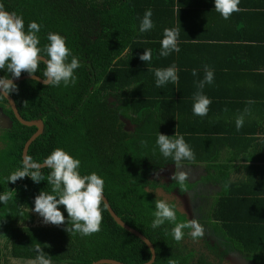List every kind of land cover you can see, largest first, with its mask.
<instances>
[{
    "label": "trees",
    "instance_id": "1",
    "mask_svg": "<svg viewBox=\"0 0 264 264\" xmlns=\"http://www.w3.org/2000/svg\"><path fill=\"white\" fill-rule=\"evenodd\" d=\"M160 1L0 0L6 11L23 17L25 32L32 21L40 25L37 36L42 56L46 55L43 49L49 43L48 34L58 33L66 38L71 54L81 64L74 71V85L70 83L65 87L61 83L58 87L46 86L33 79L15 83L18 92L10 95L22 118L27 121L42 119L45 123L44 133L30 146L28 156L43 162L59 147L80 160L81 175L97 173L104 180L103 194L115 213L153 243L157 255L154 264H211L204 257H200L197 263L192 260L193 252L185 244L187 239L193 238L189 233L191 229H184L183 239L176 241L172 235L173 223L166 221L157 228L152 227L157 197L151 190L155 184L150 180V174L164 162L173 161L160 152L156 144L157 136L161 133L175 139V133L182 135L195 155L194 160L183 161L193 165L204 163L207 179L224 188L214 198L208 217L215 230L224 232L226 239L242 254L255 263L264 264V180L250 177L243 184L230 183L225 188L229 181L225 173L229 170L215 161L217 152L206 149L210 140L201 136L204 126L199 129L195 123L197 129L192 133L185 129L188 123L182 119L183 115L178 117L180 119L176 118L175 110L181 104L175 106L174 99L182 85L169 82L156 86L153 69L169 67L189 56V52L182 51L184 43L178 45V53L160 56L163 37L156 34L162 31V27L158 26L156 31L141 32L140 26H137V20L143 19L145 11H152ZM164 1L173 3L174 0ZM151 19L159 20L153 11ZM148 33L152 36L148 37ZM246 42L242 47L231 43L218 45L220 41L210 38L208 45L195 49L191 60L214 70L216 79L226 77L227 81L236 77L237 73L245 75L243 73L264 68V39L246 37ZM145 49H151L150 62L139 59ZM243 50H254L256 53L249 55ZM241 51L245 54L237 56ZM45 69L46 65L42 62L33 75L43 78ZM6 75L15 79L6 69H0V77ZM25 75L29 74L21 73V76ZM210 87L211 84L208 85ZM212 93L218 94L215 90ZM235 95L241 97L243 92L236 88L233 95L226 97L234 98ZM207 97L212 101L208 113L196 116L198 119H205L203 117L212 113H227L233 107L227 101L214 100L219 96ZM0 102L8 104L6 98H0ZM251 108L252 111L259 110L256 104ZM183 109H188L186 104ZM211 123L206 120L208 128L212 127ZM36 130V127L16 121L15 129L11 130L14 133L10 132L11 137H8L14 151V167L8 166L4 171L12 173L22 167L24 146ZM141 141L147 143L142 145ZM212 144L216 142L212 141ZM50 171L48 168L41 170L44 180L39 183L25 177L26 183L15 192L17 197L8 201V208L0 209V233L7 236L5 238L0 234V241L6 239L5 248L12 245L14 257L34 260L37 256L35 246L39 243L52 261L63 264H93L101 259L145 264L151 259L149 247L118 225L107 208L102 213L100 231L88 236L65 230L71 227V223L68 224V214L63 205L59 206L64 211L65 223L55 229L38 230L20 225L19 220L26 218L22 205L34 209V199L42 190L53 194L51 185L47 183ZM0 187L5 191L10 189L2 184L1 179ZM101 207L104 208L103 204ZM7 209L8 212H5ZM14 211L20 213L14 214ZM176 221L186 222V219L177 211ZM2 244L0 242V264H6Z\"/></svg>",
    "mask_w": 264,
    "mask_h": 264
},
{
    "label": "clouds",
    "instance_id": "2",
    "mask_svg": "<svg viewBox=\"0 0 264 264\" xmlns=\"http://www.w3.org/2000/svg\"><path fill=\"white\" fill-rule=\"evenodd\" d=\"M214 4L215 10L225 20L229 19L234 12L241 10L239 8L240 0H214ZM151 17V9L146 10L140 24L141 32L149 31L154 27ZM39 31L40 25L32 21L28 25L27 32H25L23 17L15 12L6 11L4 5L0 3V69H6L13 77L19 78L22 72H26L30 76L37 73L40 64L43 62L46 65L43 73V83L46 86L58 87L61 83L65 87L70 83L74 85L76 83L74 71L81 64L80 60L71 54L66 45V38L58 33H49L47 36L49 43L43 49L46 55L42 56V50L38 47L40 40L37 33ZM179 35V28L164 29L160 56L167 57L172 52L178 53L180 51L178 46ZM139 59L150 62L152 59L151 49H145ZM152 71L156 77L157 87L164 86L169 82L177 85L179 82L178 68L175 63L169 67L156 68ZM204 73V78L196 82L197 91L193 94V113L201 117L207 115L212 103L211 99L203 94V89L206 84H211L214 80V72L207 65L204 66ZM197 74V70L193 69L192 75L197 76ZM13 92H18V87L13 83V80L7 75L0 77V98H7ZM248 103L251 104L254 101L250 100ZM248 111L246 108L245 113ZM243 123V115L238 116L236 119L238 131ZM173 136L176 138L173 139L172 136L158 133L156 144L164 157H171L174 161L175 170L170 178L177 181L181 192H186V181L189 179V173L184 170L182 161L194 160L195 155L182 135L175 133ZM141 143L144 145L147 142L141 141ZM80 164L79 159L73 158L68 152L57 147L43 162H37L31 156L25 155L22 167L12 172L7 179L15 183L19 179L30 177L33 182L39 183L44 180L41 169H50L47 183L51 185L53 194L42 190L35 197L34 209L31 210L38 213L45 224L51 223L59 226L65 223V216L58 207V205H63L68 214V224L71 223V227H67L65 230L68 233L78 232L83 236H88L100 231V225L103 221L102 213L108 206L104 202V180L95 172L89 175H81ZM154 174L158 176L159 172ZM230 183L231 181H228L225 188ZM13 193L14 191L9 190L0 194V202L7 204L12 199ZM154 204L153 228H157L167 221L175 225L172 229V235L176 241L183 239L184 229H191L190 235L193 239L203 237L204 227L196 218L186 222L176 221L177 205L158 197ZM179 206L182 207V204ZM2 235L7 238L6 235ZM35 251L37 256L31 264H52L50 255L42 250L39 243L36 244Z\"/></svg>",
    "mask_w": 264,
    "mask_h": 264
},
{
    "label": "crops",
    "instance_id": "3",
    "mask_svg": "<svg viewBox=\"0 0 264 264\" xmlns=\"http://www.w3.org/2000/svg\"><path fill=\"white\" fill-rule=\"evenodd\" d=\"M239 8L241 9L239 12H234L229 19L225 20L215 10L214 0H174L173 3L162 0L152 8L159 20H152L154 27L151 29L156 31V28L161 26L162 31L156 34L160 37H163L165 28L176 27L180 29L179 44L188 45H184L182 51L189 52V56L188 59L175 62L178 68L179 84L182 85L180 92L177 91V96L174 99L175 106L181 104V108L178 106L175 110L176 118L183 115L182 119L188 123L185 129L192 133L197 129L195 123L199 129L204 126L203 134L200 133V135L210 140L206 149L209 148L211 151L217 152V160L215 159V161L222 168L229 170L225 174L228 175L229 181L235 184H243L242 182H247L250 177L264 180V90L258 92L264 88V68H256L250 72L244 71L243 74L246 76L237 73L236 77L233 76L228 81L226 77H219L218 79L214 77L213 81L216 83H211L210 88H208L209 84L207 87L205 86L203 93L207 96H219L214 100L227 101L233 104L232 109L227 113L217 112L212 113L211 116L203 117L212 122V127L208 128L206 120L198 119L197 115L193 113V94L197 90L192 91V89L197 88L196 82L202 80L205 73L204 66L191 59L195 49L208 45L210 38L220 41L218 45L231 43L241 47L247 44L246 37L264 39V0H240ZM141 21L137 20V26H140ZM148 34V37L152 36L150 33ZM243 51L249 55L256 53L254 50ZM243 51L237 56L244 55ZM193 69L197 70V76L192 75ZM213 72L215 71L213 70ZM236 88L243 92L241 97L236 95L234 98L226 97L228 94L233 95ZM214 90L218 94L212 93ZM250 100L254 103H248ZM183 102L188 109H183L185 105ZM253 104H256L259 110L252 111L251 105ZM246 108L249 110L247 113H245ZM240 115H243L244 123L238 131L236 119ZM212 141H215L216 144H212ZM186 164L188 165L185 166L190 168V171L193 170L196 175L191 184L207 179L208 173L204 163ZM223 190L224 188L219 186L211 200L210 209L214 198ZM261 205L263 207V204ZM3 241L6 239H2L0 242Z\"/></svg>",
    "mask_w": 264,
    "mask_h": 264
},
{
    "label": "flooded vegetation",
    "instance_id": "4",
    "mask_svg": "<svg viewBox=\"0 0 264 264\" xmlns=\"http://www.w3.org/2000/svg\"><path fill=\"white\" fill-rule=\"evenodd\" d=\"M7 102H8V100H7ZM10 110H12V114L10 113ZM37 120H42V119H37ZM16 121H18L20 124H22L17 119V117H16L12 107L10 106L9 102H8V104H1V102H0V179H1L2 184H6L10 188V189H6V191H5L2 187H0V194H3L4 192H7L9 190L14 191L13 200H14V197H17V195L15 193L16 190L19 188H22L23 185L26 183V180H24V178H22L20 181H17L16 183H12V182L8 181L7 178L10 176L11 173L4 171L5 169L8 168V166L14 167V161H13L14 160V151L11 149V146L9 145L10 142H8V141H10V140L8 139V137L9 136L11 137L10 132L14 133V131H11V130L13 129V127L15 129ZM43 123H44V121H43ZM22 125H24V124H22ZM127 125L131 126L130 123H128ZM44 130H45V123H44ZM37 131H38V129L36 130V132ZM43 133H44V131H43ZM23 151H24V149H23ZM22 158H23V154H22ZM182 164L184 165V170L188 171V173H189V179L186 181V184L191 186L190 188H187L186 192H181L180 186L177 183V181L172 180L170 178L173 171L175 170L174 161H172V162L166 161L161 166H157L151 172L150 180L152 182H154L153 184H155L154 188L151 190L156 195V197L167 199L170 203L177 205V209H179V205H180L179 200L180 199L186 200V195H188L187 194L188 192H190L192 190H194V192H197L195 195V198H197L200 202L199 207L197 208L199 217L196 215L195 216L189 215L187 212H186V214H182L184 216V218L186 219V221L189 219H192L191 217H195L198 220V222L205 227L203 237H198L195 239L189 238L185 241V244L189 245V247H188L189 250H191L193 252V259L192 260L197 263L198 259L200 257H204V258H207L208 262H210L211 264H242L239 261V258L241 256L242 259L249 262V264H252V263L256 264L247 255H243L234 246V244H232L231 242H228L225 235L221 231L215 230L214 225L212 224V222L208 218L209 213H210L211 200L217 191L216 187L218 185L213 180H208V179L203 180L201 182L198 181L199 183L197 182V183L191 184L193 182V180L195 179L196 175L193 173L194 172L193 170L190 171V168L186 167L188 164H186L184 162H182ZM43 169H45V168H43ZM155 172H159V175L158 176L155 175L154 174ZM159 189H163L165 191V193H163L164 194L163 196H159L157 194ZM6 205L7 204L0 202V209L4 210V209L8 208V207H6ZM58 207L61 211L62 207L59 205H58ZM21 208H23L25 210L26 218H25V220H19L20 225H29L31 228H36L38 230L40 228H42V229L54 228L55 229V228L60 226V225L56 226V225H53L51 223L45 224L43 222V218L38 213H36L35 211H32L31 210L32 208H30V207H25L24 205H22ZM5 212H8V209ZM15 213H20V212L14 211V214ZM62 213L65 216L64 211ZM210 228L212 229L211 231L213 232V235H215L217 237L219 236V240L222 243L212 244L208 240L209 236L206 235V231H207V229H210ZM190 232H191V230H190ZM11 242L12 241H10L9 243H11ZM6 244L7 243H5V241H4L3 247H4V257H5L6 264L10 263L13 259H14V261L30 260V259H25V258H22L23 259L22 260L21 258L14 257V254H13L14 249H13L12 245H9L8 248H5ZM25 263L28 264V262H25ZM52 263L53 264L54 263L63 264V263H59L58 261H52Z\"/></svg>",
    "mask_w": 264,
    "mask_h": 264
},
{
    "label": "water",
    "instance_id": "5",
    "mask_svg": "<svg viewBox=\"0 0 264 264\" xmlns=\"http://www.w3.org/2000/svg\"><path fill=\"white\" fill-rule=\"evenodd\" d=\"M26 79H33V80H36V81H39L41 82L42 84L43 83V78L37 76V75H25V76H21L19 78H15V79H12L13 80V83H18L20 81H23V80H26ZM10 104V106L12 107L17 119L24 125L26 126H30V127H36L38 129V131L27 141V143L25 144V147H24V151H23V158L25 157V155H28V151H29V148L30 146L33 144V142L43 134V131H44V123L42 120H33V121H26L24 120L20 114H19V111H18V108L16 106V102L15 100L9 95L7 98H6ZM128 124V122H127ZM43 169V168H42ZM149 191V189H147ZM191 192V191H190ZM165 193V191L163 189H159L157 194L159 196H163ZM190 194V193H189ZM104 195V194H103ZM192 195H193V192H192ZM104 202L107 204V210L108 212L110 213V215L113 217V219L115 220V222L120 225L122 228H124L125 230H127L128 232H130L131 234L135 235L136 237H138L140 240H142L150 249L151 251V259L146 262L145 264H154V262L156 261V250H155V247L153 245V243L145 236L143 235L141 232H139L138 230L132 228L131 226H129L128 224H126L116 213L115 211L112 209L108 199L106 198V196L104 195ZM177 211L180 213V214H186V211L185 210H182V209H177ZM23 260V259H22ZM21 261V260H20ZM33 260H27L25 262H28V264H31ZM12 263H16L18 261H14V259L11 261ZM22 263V262H20ZM9 264V263H7ZM23 264V263H22ZM93 264H126V263H122L120 261H117V260H114V259H101V260H98L96 262H94Z\"/></svg>",
    "mask_w": 264,
    "mask_h": 264
},
{
    "label": "rangeland",
    "instance_id": "6",
    "mask_svg": "<svg viewBox=\"0 0 264 264\" xmlns=\"http://www.w3.org/2000/svg\"><path fill=\"white\" fill-rule=\"evenodd\" d=\"M219 189V186L216 187V190ZM192 192H193V195H192ZM190 193V194H189ZM197 192H194V190H192L191 192H188L186 195V200L185 199H180L179 200V204H182V207L179 206V209H182V210H185L189 215H196L198 216V211H197V208L199 207V200L197 198H195V195H196ZM13 201V200H12ZM9 204V203H7ZM199 217V216H198ZM192 219L195 218V217H191ZM212 222V221H211ZM204 227V226H203ZM205 229V227H204ZM212 229H207L206 231V235L209 236V241L212 243V244H220L222 243L220 240H219V236H215L213 235V232L211 231ZM222 232V231H221ZM224 234V232H222ZM46 241L49 240V236L48 237H45ZM229 242V240H227ZM4 242V241H3ZM2 242V243H3ZM239 261L242 263V264H249V262H247L246 260H243L242 257L240 256L239 258ZM238 261V262H239ZM22 262L23 264H27L25 263V261H18L14 264H22L20 263ZM257 264H259L257 261H256ZM9 264H12V262H10ZM53 264V263H52ZM54 264H57V263H54ZM253 264V263H252Z\"/></svg>",
    "mask_w": 264,
    "mask_h": 264
}]
</instances>
